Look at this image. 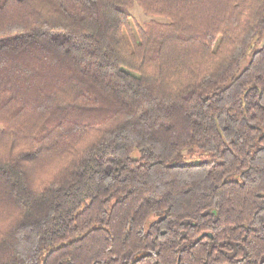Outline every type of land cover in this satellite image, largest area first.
<instances>
[{"label":"trees","instance_id":"1","mask_svg":"<svg viewBox=\"0 0 264 264\" xmlns=\"http://www.w3.org/2000/svg\"><path fill=\"white\" fill-rule=\"evenodd\" d=\"M263 35L264 0H2L0 264H264Z\"/></svg>","mask_w":264,"mask_h":264},{"label":"rangeland","instance_id":"2","mask_svg":"<svg viewBox=\"0 0 264 264\" xmlns=\"http://www.w3.org/2000/svg\"><path fill=\"white\" fill-rule=\"evenodd\" d=\"M2 0H0L1 2ZM132 17L136 22L139 24L143 25L145 22L149 21L152 19L151 16H148L144 10L137 5V3L134 4L133 8L131 9ZM154 18V17H153ZM158 20L165 21V19L157 18ZM264 44V35L263 37L259 40V43L257 44L258 47H261ZM251 53V52H250ZM245 59L244 61H247ZM194 161H205V162H221L218 160V158L212 154L206 153L202 151L201 149H198L196 146H191L187 147V149H183L182 153L180 156L177 158L176 162L178 163H189V162H194Z\"/></svg>","mask_w":264,"mask_h":264},{"label":"water","instance_id":"3","mask_svg":"<svg viewBox=\"0 0 264 264\" xmlns=\"http://www.w3.org/2000/svg\"><path fill=\"white\" fill-rule=\"evenodd\" d=\"M209 236H211V234H209ZM204 237V235H202L199 239H202Z\"/></svg>","mask_w":264,"mask_h":264}]
</instances>
